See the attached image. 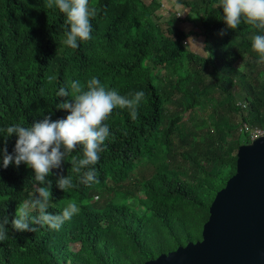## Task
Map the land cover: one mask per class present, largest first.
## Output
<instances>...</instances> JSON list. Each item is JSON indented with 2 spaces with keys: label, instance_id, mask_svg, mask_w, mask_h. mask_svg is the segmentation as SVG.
I'll return each instance as SVG.
<instances>
[{
  "label": "trees",
  "instance_id": "trees-1",
  "mask_svg": "<svg viewBox=\"0 0 264 264\" xmlns=\"http://www.w3.org/2000/svg\"><path fill=\"white\" fill-rule=\"evenodd\" d=\"M46 3L0 0V128L31 125L49 114L52 120L66 118L56 108L64 99L57 93L74 80L96 77L106 89L124 96L143 91L145 98L136 120L117 106L104 121L110 135L93 165L99 183H80L71 156L51 170L48 211L77 203L75 227L66 221L59 230L44 225L15 232L11 221L18 205L36 191L34 172L23 163L4 168L0 156V219L9 220L0 264H145L198 241L208 206L235 173L238 148L249 143L240 127L264 129V62L252 48V37L260 33L246 22L229 29L219 0H177L198 34L174 27L163 32L155 22L161 9L156 0H89L96 13L91 38L71 48L64 43L66 15ZM192 36L211 55L182 45ZM199 107L208 112L201 128L181 122L187 112L194 118ZM16 140L0 132V150L7 147L11 154ZM157 153L165 162L140 184L139 197L126 194L137 207L125 200L104 209L91 203L107 175L122 181ZM60 175H70L75 187L59 189Z\"/></svg>",
  "mask_w": 264,
  "mask_h": 264
},
{
  "label": "clouds",
  "instance_id": "clouds-1",
  "mask_svg": "<svg viewBox=\"0 0 264 264\" xmlns=\"http://www.w3.org/2000/svg\"><path fill=\"white\" fill-rule=\"evenodd\" d=\"M48 9L58 8L66 15L64 43L71 48H78L80 41L89 40L92 32L91 19L95 9L89 8V0H47ZM217 7L223 9V21L229 29L239 28L242 22L252 24L260 34L252 37V48L264 62V0H219ZM223 30L220 35H223ZM195 45L203 53L211 55L206 46H197L191 37L186 48ZM241 67V66H240ZM64 98L56 105L58 110L68 113L66 118L52 120L51 115L31 125L13 123L0 128L7 138L17 137L11 154L7 147L0 150L3 167L14 162L19 167L22 163L34 172L36 191L32 198L22 201L11 221L15 232H35L36 226L46 225L52 230L60 227L80 211L79 205L69 202L56 214L48 211L52 200V169H60L66 158H72V172L79 175V182L85 185L99 183V173L93 165L97 164L100 154L105 150L104 143L110 135V128L104 123L109 114L117 106L128 108L131 118H138L137 106L144 100L145 93L137 91L134 95H120L116 89H106L96 77L82 83L74 80L70 85L61 87L57 93ZM82 155H73L81 152ZM56 186L64 191L75 187L70 175H60ZM38 212V215H31ZM9 224L7 217L0 219V241L8 238Z\"/></svg>",
  "mask_w": 264,
  "mask_h": 264
},
{
  "label": "water",
  "instance_id": "water-1",
  "mask_svg": "<svg viewBox=\"0 0 264 264\" xmlns=\"http://www.w3.org/2000/svg\"><path fill=\"white\" fill-rule=\"evenodd\" d=\"M145 264H264V134L238 148L235 173L208 206L200 239Z\"/></svg>",
  "mask_w": 264,
  "mask_h": 264
},
{
  "label": "rangeland",
  "instance_id": "rangeland-1",
  "mask_svg": "<svg viewBox=\"0 0 264 264\" xmlns=\"http://www.w3.org/2000/svg\"><path fill=\"white\" fill-rule=\"evenodd\" d=\"M146 4L149 2H152L153 0H143ZM157 2H160V10L155 12L157 15V18L155 19L156 24L161 28L163 32H167V30L170 27L177 28L184 32H193L194 34H198V29L196 27L188 22L186 12L183 11L184 9L182 7H179V11H174V9L177 8V0H156ZM167 12V13H166ZM192 40L195 42L197 46H202L199 44L200 39H195L194 36L191 37ZM185 45L186 44H182ZM191 48L194 52L200 51L195 45H192ZM188 49V48H187ZM160 76L165 75L164 72L159 73ZM215 98H218V95H214ZM174 101V100H173ZM238 104V103H237ZM165 108L168 112H172L173 105L172 101H167V104H165ZM208 112L206 109L197 108L196 109V115L194 118H190L189 112L184 113L181 118V122H187L190 127H195L196 129L198 125L201 128L202 124L206 123ZM203 122V123H201ZM204 128V127H203ZM257 130L264 131V129L256 128ZM255 130V129H254ZM245 134L246 132L244 130V126L240 127L239 134ZM243 137V136H242ZM243 139V138H242ZM250 142V141H249ZM245 145V144H243ZM177 149V148H176ZM157 157H155L151 162L144 163L141 162L137 166H135L129 173L128 177L123 179L122 181H115L114 178L110 177L109 175L105 178V186L98 192V194L93 195L91 199V203L97 205L99 209H104L106 205L112 204L113 202H120L122 200H125L127 204L130 206L137 207V203L135 199H127L128 196L126 194H129L130 196L133 194L136 197H139V195L142 193L140 190V184L144 181H147L151 179V174L153 171L158 170L159 166L165 162V158L162 154L157 153ZM179 164L178 159L176 158L175 163H173V166ZM228 168H226L225 171H227ZM35 189V187H34ZM33 193L30 194V198H32ZM77 215V214H76ZM76 215L73 216L71 220H69L71 227L76 226ZM77 249V246L72 245L71 250L74 251Z\"/></svg>",
  "mask_w": 264,
  "mask_h": 264
},
{
  "label": "built area",
  "instance_id": "built-area-1",
  "mask_svg": "<svg viewBox=\"0 0 264 264\" xmlns=\"http://www.w3.org/2000/svg\"><path fill=\"white\" fill-rule=\"evenodd\" d=\"M244 130H245L246 134L248 135L250 142L261 137L264 134V131H260L257 129L250 130V129L244 127Z\"/></svg>",
  "mask_w": 264,
  "mask_h": 264
},
{
  "label": "crops",
  "instance_id": "crops-1",
  "mask_svg": "<svg viewBox=\"0 0 264 264\" xmlns=\"http://www.w3.org/2000/svg\"><path fill=\"white\" fill-rule=\"evenodd\" d=\"M174 11H177V8L176 9H174ZM178 12H180V11H178ZM167 13V12H166ZM181 13V12H180Z\"/></svg>",
  "mask_w": 264,
  "mask_h": 264
}]
</instances>
